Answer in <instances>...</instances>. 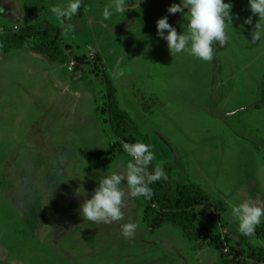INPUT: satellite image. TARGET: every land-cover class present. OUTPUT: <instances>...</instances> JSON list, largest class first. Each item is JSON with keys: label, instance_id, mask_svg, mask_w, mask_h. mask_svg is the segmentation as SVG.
I'll use <instances>...</instances> for the list:
<instances>
[{"label": "rangeland", "instance_id": "rangeland-1", "mask_svg": "<svg viewBox=\"0 0 264 264\" xmlns=\"http://www.w3.org/2000/svg\"><path fill=\"white\" fill-rule=\"evenodd\" d=\"M101 1L85 0L87 10L81 8L71 22L82 27L89 44L98 29L82 26L77 17L87 16L88 8L97 9ZM225 2L233 5L232 24L226 29L234 46L229 52H214L211 61L188 52L173 56L158 32L148 38L142 35L146 42L139 55L122 60L125 65L108 63L106 71L96 54L78 61L69 51L66 62L50 61L52 69H48V58L30 50L31 44H40L36 35L25 48L12 50L27 54L17 69L4 67L0 60V80L8 87L14 83L6 96L0 91V260L12 264H255L212 243L218 236H227L264 249V240L255 232L252 236L239 232L227 203L264 196V21L261 39L253 42L260 18L252 14L249 0ZM68 3L0 0V31L33 33L43 20L59 26L61 18L50 9ZM249 17L251 24L245 22ZM171 24L178 32L187 29L184 16ZM80 50L87 51L85 45ZM29 61L33 70L25 67ZM107 72L116 77L120 109L131 117L124 126L126 134L153 147L156 160L149 171L162 162L173 190L178 183H196L216 203V211L200 208L187 213L193 240L173 226L158 233V240H169L179 254L150 236L142 219L148 204L142 197L126 195L123 221L96 223L80 215L81 204L91 198L102 176L124 169L131 161L122 147L125 142L113 137L102 121L109 117ZM81 73L89 76L85 82L93 88L74 83L86 77ZM68 80L75 90L71 96L59 91L68 89ZM218 80L224 81L223 87L215 84ZM111 140L116 152L127 155L92 173L87 169L89 156L108 148ZM129 222L138 227L131 238H125L122 225Z\"/></svg>", "mask_w": 264, "mask_h": 264}, {"label": "clouds", "instance_id": "clouds-1", "mask_svg": "<svg viewBox=\"0 0 264 264\" xmlns=\"http://www.w3.org/2000/svg\"><path fill=\"white\" fill-rule=\"evenodd\" d=\"M84 4L85 0H69L66 7H52L50 11L62 20H71L78 15ZM249 6L252 14L260 18L256 24L257 30L252 35V41L255 42L261 39L264 0H249ZM232 7L233 5L225 0H180L168 8V13L183 14L187 20V29L185 30L183 26V32H178L176 27L169 23L168 16H164L157 21L158 35L167 41L173 56L188 52L199 60L211 61L214 57V47L223 46L228 42L226 28L228 24H232ZM113 10L125 12L124 0H112L105 6L103 10L105 21L111 18ZM245 22L251 24L252 18H247ZM120 75H123V72H120ZM122 147L131 157V161L124 169L102 176L91 198H85L79 212L88 221L105 224L123 221L126 195L132 198H151L150 186L161 179H167L162 162H158L154 170L149 171V166L156 160L150 144L140 141L125 142ZM79 189L77 194H81ZM126 189L129 190L127 193ZM227 203L238 222L239 232L244 236H252L257 226L264 220V196H258L256 200L253 198L244 200L238 204L231 201ZM137 227L135 223H124L122 232L125 238H131Z\"/></svg>", "mask_w": 264, "mask_h": 264}, {"label": "trees", "instance_id": "trees-1", "mask_svg": "<svg viewBox=\"0 0 264 264\" xmlns=\"http://www.w3.org/2000/svg\"><path fill=\"white\" fill-rule=\"evenodd\" d=\"M64 27H59L48 20H43L38 29L33 33L18 32L16 30L0 31V55H9L15 49L25 48L27 40L36 35L40 40V44L33 45L31 43L30 50L45 55L51 62L64 63L69 58V49L71 46L65 45L63 41ZM222 47V46H221ZM219 46L218 48L221 49ZM78 61H85L86 56H76ZM92 66L97 69L98 63L91 62ZM105 97L107 100L106 111L109 117L102 121L107 124L111 134L115 138H119L127 143H134L126 134L124 126L130 122L131 117L126 111L120 109L116 97L115 88L112 82L105 76ZM160 154L164 153L159 144ZM125 155L124 152H116L114 141L110 147L101 149L93 153L88 158V168L97 169L108 166L116 158ZM151 198L142 199L146 201L144 209V218L153 232L165 224H173L179 228L184 237L193 240L192 231L188 230L189 217L187 213L198 210L200 208H209L216 211V203L213 202L202 187L196 183H178L175 190L167 179L159 180L150 186ZM255 234L259 239L264 240V221L257 226ZM217 242L223 247L229 249L231 253L238 258L252 261L255 264H264V249L255 247L254 245L245 244L244 240L233 242L227 236H218L217 240H213V245L217 246ZM0 264H12L7 260H0Z\"/></svg>", "mask_w": 264, "mask_h": 264}, {"label": "crops", "instance_id": "crops-1", "mask_svg": "<svg viewBox=\"0 0 264 264\" xmlns=\"http://www.w3.org/2000/svg\"><path fill=\"white\" fill-rule=\"evenodd\" d=\"M111 2L112 0H102L101 5L100 6L97 5V9L93 10L92 9L93 6L88 8L90 14L82 18L77 17V22H79L82 26L92 25L93 30L98 29V32L91 34L95 36L94 38L90 40V44L85 38L86 32H84L83 29H81L82 27L81 28L74 27V25L71 23L74 17L71 20L60 19V23L58 24L59 27H64L65 29V32L62 38H63L65 45L71 46V48L69 49V52L72 53L74 57L84 56L90 53L96 54L100 60L99 62L103 64L105 71H106V68H105L106 64L108 63L118 61L122 63L123 65H125L126 63H123V61H127V59H131V57H135L139 55L141 48L144 46L146 42V39L143 38L142 35H147V38L149 36L153 37V34L156 35L157 34V21L160 18L164 16H168L169 23L171 24V23L177 22L183 16V14L181 13H176L174 15L168 13V8L174 3H179V0H157L156 3H153V0L152 2L151 0H126L125 1L126 11L121 13V12H115V10H113V15L111 16V18L105 21L103 19V10H100V9L101 7L103 8V5L106 6L107 4ZM86 6L88 5L84 4L82 9L87 10ZM185 12H187V9H185ZM226 33L228 36V42H226L225 45L221 47V49H218V51L217 50L215 51V48H217V46L214 47V52H229L230 48L234 46V43H232V41L229 38V31H227V29H226ZM131 43L133 46H131ZM84 45L87 51L80 50V47ZM24 55L26 56L27 54H17V53L13 54L12 53V55L9 54L8 56H5L4 58L2 57V59L0 60L2 61V65L4 67L5 66L8 67L10 65L13 69H15V67L17 69L18 66H20L21 64L22 58ZM35 56L38 57L37 55ZM39 61H40V65L43 66L44 64L43 60H39ZM49 62L50 61L48 60V64H47L48 66L46 65V67H48V69H52V65ZM28 63L29 65L26 63L25 67L30 66L29 69L33 70L34 69L33 64H32L33 62L29 61ZM81 75L83 77L85 75L86 77L82 78L81 81H76L74 83H76L80 88L82 87L83 89L93 88V86L88 87L86 85L87 82L85 81L87 80V77L89 76L86 74L83 75V73H81ZM106 76L112 82L116 90L115 97L117 98L116 99L117 103H119V105H123L117 95V87H116L117 84L115 81L116 77H114L115 76L114 73L107 72ZM68 81H71L70 84H68L67 82L68 89L64 87V89L59 90L60 94H65V96H71L70 93L75 91L73 89L74 86H72L73 81L72 80H68ZM218 82L221 83L222 87L224 86V81L218 80L216 81L215 84L219 85ZM12 83L13 82H10L9 83L10 86L8 87L7 82L0 80V91L2 92V96H6L8 94L4 92L7 91V89H9L10 87H12ZM98 119L100 121L99 116H98ZM112 143H113V140H111L108 147H110ZM125 155H122L116 158L106 167H110L111 165H113V163H115L117 160H119L121 157ZM106 167L97 168V169H89L88 164H87V169L92 171V173L94 174L97 173V171H99L100 169H104ZM142 219L145 221L144 212H143ZM166 226L175 227L173 224L168 223L152 232L149 226L147 225L150 231L149 232L150 236L155 240L157 239L156 241H160L158 240V238H161V237L157 238L158 233L161 232ZM160 242L163 244V246H165L164 248L166 250L171 251V252H176L179 254V250L176 249L173 246V244L169 242V240L161 239Z\"/></svg>", "mask_w": 264, "mask_h": 264}, {"label": "built area", "instance_id": "built-area-1", "mask_svg": "<svg viewBox=\"0 0 264 264\" xmlns=\"http://www.w3.org/2000/svg\"><path fill=\"white\" fill-rule=\"evenodd\" d=\"M72 65H75L76 64V61L72 60L70 61Z\"/></svg>", "mask_w": 264, "mask_h": 264}]
</instances>
